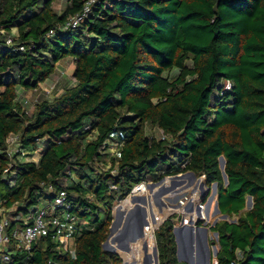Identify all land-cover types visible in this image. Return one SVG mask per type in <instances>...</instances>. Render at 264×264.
Listing matches in <instances>:
<instances>
[{
  "label": "trees",
  "instance_id": "1",
  "mask_svg": "<svg viewBox=\"0 0 264 264\" xmlns=\"http://www.w3.org/2000/svg\"><path fill=\"white\" fill-rule=\"evenodd\" d=\"M55 1L0 0V202L27 216L65 188L75 256L53 229L0 264H123L103 249L115 199L188 171L218 185L223 215L253 197L237 223L210 226L216 264H264V0H99L76 28L87 0ZM66 59L73 80L28 113L25 94ZM11 133L37 162L7 156ZM173 229L171 217L156 232L159 264H188Z\"/></svg>",
  "mask_w": 264,
  "mask_h": 264
},
{
  "label": "built area",
  "instance_id": "2",
  "mask_svg": "<svg viewBox=\"0 0 264 264\" xmlns=\"http://www.w3.org/2000/svg\"><path fill=\"white\" fill-rule=\"evenodd\" d=\"M97 2L99 0H87L84 12L72 18L69 25L76 28L90 12L91 5ZM12 43L13 37L9 36L7 44L11 45ZM19 49L24 50V46H19ZM230 87L231 83L227 81L226 88L230 89ZM25 102L29 103V99H25ZM7 142V156L11 160L32 159L37 162L42 154L41 149H39L33 155L29 156L27 151L21 146L20 136L18 134L11 133L7 138ZM114 150L118 154L116 147ZM13 166V162L10 163L4 172H10ZM187 177H192L196 180L197 175L192 171H188L164 177L159 181L143 180L135 184L124 196L116 198L111 208L112 220L109 226L108 237L103 242V245L105 244V248L103 247V249L120 256L123 259V264H159L156 232L164 221L171 217L163 218L157 210L156 199L153 197L159 195V188L157 187L155 189V186L167 182V187L171 188L167 194H173L179 191L186 192L185 190H188V186L190 187L192 185L191 182H188L189 179L186 180ZM170 181H177L178 184L174 182L170 183ZM149 187L153 188L151 191L153 197L150 201V207H148L147 203L143 207L140 200L146 201L144 195L150 193ZM115 188V186L111 187V189ZM208 191L209 189L206 190L203 188L193 196L194 199H197L202 195V198L198 201L199 206L194 227L197 224L199 225V222H209L212 207H210L208 212L209 202L205 199ZM49 192L53 195L51 202L31 211L27 216L16 215L13 219L10 218L9 212L14 211L15 208L7 209L3 202H0V259L11 261L12 252L8 250L9 246L15 247L17 251L30 252L36 241L41 237L50 236L53 229L56 230L53 238L58 242L60 252L69 251L75 256V242L70 232L77 223V217L71 211L70 204L67 201V190L65 188L56 190L50 185ZM206 201L207 203H205ZM152 207L153 210L151 209ZM172 220L174 221L175 219ZM179 223L178 225L174 223V228H177L178 231L183 226L190 225L185 219L179 220ZM185 237V239H188L189 236L185 234ZM185 253L189 257L195 258V260L206 258L204 251L201 250V246L199 248L195 242L191 246L186 245Z\"/></svg>",
  "mask_w": 264,
  "mask_h": 264
},
{
  "label": "rangeland",
  "instance_id": "3",
  "mask_svg": "<svg viewBox=\"0 0 264 264\" xmlns=\"http://www.w3.org/2000/svg\"><path fill=\"white\" fill-rule=\"evenodd\" d=\"M65 3H66V0H56L54 3V6L57 10H60L64 7ZM13 33H15V31H13ZM73 72H74L73 61L69 60V59L63 60L59 64L58 70H57L55 76L50 81L41 83L40 88H38L36 91L31 90V91H29L28 94H25L29 98V104L27 105V108H26L27 112L32 113L34 111L35 104H36V102L39 101V99L41 97L47 96V95L53 93V92H51L53 89L57 90L58 88H61L62 86H64L65 83L69 82L70 80L72 81L73 80ZM155 132L158 133L157 131H155ZM159 133L161 134V131ZM187 179H189L188 182H191L192 185L190 187L188 186V190H185L186 192L179 191L177 193L167 194L171 188L167 187L168 186L167 182L166 183L163 182L162 184L155 186V189L157 187L159 188V192H158L159 195H157L156 197H153V195L151 193L153 188L149 187V192L151 194L149 193L148 195H144L146 198L145 199L146 201H144V200H140V201L143 204V207L145 206L146 203H147L148 207H150L149 206L150 201L153 197L154 199H156L157 210L161 213L163 218L174 216L172 219H175L173 222L175 224L177 223L176 225L180 224L179 221H177V219H179V220L185 219L186 221H188V223L190 224L189 226H193V229L195 232V234L193 232V238H194L193 243L194 242L197 243L199 248L201 246V250L204 251V254L206 257H207V254L210 253L211 261H212L211 264H213V259L215 258V256H214L215 245L218 246V243H217L218 239H217V236L215 235V233L210 231V225H213L216 220L217 221L228 220L230 222L238 221L240 219V214L234 215L232 217H226V219H224L222 217L223 214H221V212L216 213V209H214L215 204H216V200L218 197V185L208 186L206 183L205 176H203V175H197L196 180H195V178H192V177H187L186 180ZM173 182L178 184L177 181L176 182L170 181V183H173ZM202 186L206 190L209 189L208 195L206 196L207 198L205 197V199L208 200V202H209L211 196L215 194L214 193L215 190H217V192L215 194V200L211 206L212 208H211L209 222L202 221L201 225H198V224L196 225L198 227L207 228L208 229L207 233H205V229L198 230L196 227L194 228V225H195L194 221L196 219L198 206H199L198 201L202 198L201 197L202 195L197 199H194L193 196H194V194H197L198 192H200V190L203 189ZM205 203H207V201ZM34 207L35 206H31V209ZM151 209L153 210V207ZM247 211H248V209L245 208V210H243L241 212V215L245 214ZM29 213H30V211L27 212L26 214L29 215ZM26 214H23V215H26ZM102 217L104 218L103 215H102ZM11 219H12V217H11ZM187 235L189 236L190 234H187ZM205 237H207L208 246L205 244ZM186 245L191 246V244H189V243ZM218 248H219V246H218Z\"/></svg>",
  "mask_w": 264,
  "mask_h": 264
},
{
  "label": "water",
  "instance_id": "4",
  "mask_svg": "<svg viewBox=\"0 0 264 264\" xmlns=\"http://www.w3.org/2000/svg\"><path fill=\"white\" fill-rule=\"evenodd\" d=\"M220 164H221V168H222V171H223L224 179H225L226 183H228V176H227V174L225 172L226 160H225L224 157L220 158ZM213 185L216 186L217 184L214 183ZM216 192H217V190H215L214 193L216 194ZM215 194L212 195L210 200H209L208 212L210 210V207H211L212 203L215 200ZM253 204H254L253 203V197L252 196H248L247 203H246L247 209L248 210L252 209L253 208ZM215 209H216V213H220L218 200H216ZM222 217L224 219H226V217H229V216L228 215H222ZM177 221H179V219H177ZM216 222H217V220L214 223H216ZM196 228L198 230L205 229V233H207V230H208L207 228H202V227H198V226H196ZM186 230H189V232H190L189 233L190 235H189L188 239H185L186 237H185V234L183 233ZM193 232H194L193 226H189V225L183 226L180 231H178L177 228L173 229V233L175 235V240H176V243H177V257H178V260L187 262L189 264H211V262H210V253L205 259H197V260H195V258H193V257H189L185 253L186 244H188V243L192 244L193 241H194ZM215 234L218 237V233H215ZM205 244L208 246L207 237H205ZM103 247L105 248V244L103 245ZM217 254H218V246H215L214 255L217 256Z\"/></svg>",
  "mask_w": 264,
  "mask_h": 264
},
{
  "label": "crops",
  "instance_id": "5",
  "mask_svg": "<svg viewBox=\"0 0 264 264\" xmlns=\"http://www.w3.org/2000/svg\"><path fill=\"white\" fill-rule=\"evenodd\" d=\"M248 198V197H247ZM247 203V202H246ZM245 208H247V207H245ZM245 208L243 209V210H245ZM242 210V211H243ZM241 211V212H242ZM249 211V210H248ZM241 212H240V216H241ZM230 222V221H229ZM238 221H232V222H230V223H237ZM184 234L186 233V234H189L190 232H189V230H186L185 232H183ZM215 256V255H214ZM210 262L212 263V261H211V256H210ZM216 262H217V259H216V256H215V258L213 259V264H216ZM189 264V263H188Z\"/></svg>",
  "mask_w": 264,
  "mask_h": 264
}]
</instances>
